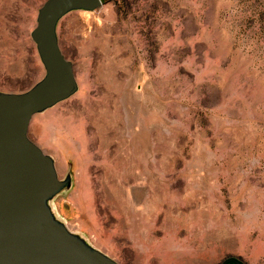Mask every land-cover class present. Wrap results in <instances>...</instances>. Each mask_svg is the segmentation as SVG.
Here are the masks:
<instances>
[{"label":"rangeland","instance_id":"obj_1","mask_svg":"<svg viewBox=\"0 0 264 264\" xmlns=\"http://www.w3.org/2000/svg\"><path fill=\"white\" fill-rule=\"evenodd\" d=\"M46 0H0V92L45 69ZM58 24L78 90L29 138L54 219L119 264H264V0H102Z\"/></svg>","mask_w":264,"mask_h":264},{"label":"water","instance_id":"obj_2","mask_svg":"<svg viewBox=\"0 0 264 264\" xmlns=\"http://www.w3.org/2000/svg\"><path fill=\"white\" fill-rule=\"evenodd\" d=\"M102 0H46L31 33L45 76L23 93L0 92V264H119L90 248L52 216L62 186L54 162L29 138L33 118L76 94L73 63L63 54L59 22L94 12ZM221 264H243L228 258Z\"/></svg>","mask_w":264,"mask_h":264}]
</instances>
